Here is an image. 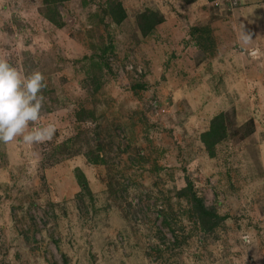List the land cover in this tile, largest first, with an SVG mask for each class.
<instances>
[{
	"label": "rangeland",
	"instance_id": "374dc122",
	"mask_svg": "<svg viewBox=\"0 0 264 264\" xmlns=\"http://www.w3.org/2000/svg\"><path fill=\"white\" fill-rule=\"evenodd\" d=\"M43 10L0 0V58L44 75L33 126H55L40 143L0 142V264H264V0ZM143 11L162 19L147 37ZM219 113L227 133L209 153L201 135ZM194 193L222 217L210 231Z\"/></svg>",
	"mask_w": 264,
	"mask_h": 264
},
{
	"label": "clouds",
	"instance_id": "9594fccd",
	"mask_svg": "<svg viewBox=\"0 0 264 264\" xmlns=\"http://www.w3.org/2000/svg\"><path fill=\"white\" fill-rule=\"evenodd\" d=\"M44 79L40 71L24 74L0 58V142H12L19 137L31 145L53 137V124L33 126L43 108Z\"/></svg>",
	"mask_w": 264,
	"mask_h": 264
},
{
	"label": "trees",
	"instance_id": "16d2710c",
	"mask_svg": "<svg viewBox=\"0 0 264 264\" xmlns=\"http://www.w3.org/2000/svg\"><path fill=\"white\" fill-rule=\"evenodd\" d=\"M66 1L68 0H41V4L44 9L43 11H45V13H49L50 11H54L57 5L62 4ZM108 14L111 20L117 25L126 18V12L120 2H109ZM136 19L138 30L143 37H147L152 34L154 29L162 23V19L157 14L150 11L140 12L137 15ZM209 34L210 32L207 27H196L190 31V35L192 36V39L194 40L197 47L199 49L203 48V50L208 48H205L202 45L201 41L204 40ZM205 41L206 39L203 42ZM226 114L227 113H219L214 115L209 122V128L205 133H202L201 135V142L205 145V148L209 153L212 152L215 145H217L222 139L226 137L228 116ZM245 125L246 127H248L249 125L251 126V120H248ZM99 162L103 161L98 160V163ZM82 182H84V180ZM84 189L88 190V188L85 187ZM190 202L192 206V214L199 222L198 226L201 230L210 231L220 220H222V217H218L213 209L210 210L206 208L203 202L195 196V193L190 195Z\"/></svg>",
	"mask_w": 264,
	"mask_h": 264
}]
</instances>
